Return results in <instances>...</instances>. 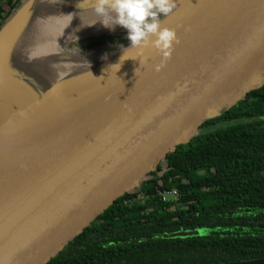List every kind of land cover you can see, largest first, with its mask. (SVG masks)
<instances>
[{"label":"water","instance_id":"1","mask_svg":"<svg viewBox=\"0 0 264 264\" xmlns=\"http://www.w3.org/2000/svg\"><path fill=\"white\" fill-rule=\"evenodd\" d=\"M174 1L160 19L179 43L160 71L155 48L129 44L0 134V264H46L204 121L264 84V0ZM94 4L74 3L80 12ZM12 22L0 29V51ZM68 44L62 52L78 60L106 53Z\"/></svg>","mask_w":264,"mask_h":264},{"label":"trees","instance_id":"2","mask_svg":"<svg viewBox=\"0 0 264 264\" xmlns=\"http://www.w3.org/2000/svg\"><path fill=\"white\" fill-rule=\"evenodd\" d=\"M22 0H0V29ZM163 15H161L162 17ZM160 17V18H161ZM127 36L73 45L108 54ZM176 189L175 200L158 194ZM142 195L143 198L134 199ZM209 229L192 235H175ZM264 258V84L207 119L46 264H216Z\"/></svg>","mask_w":264,"mask_h":264},{"label":"bare ground","instance_id":"3","mask_svg":"<svg viewBox=\"0 0 264 264\" xmlns=\"http://www.w3.org/2000/svg\"><path fill=\"white\" fill-rule=\"evenodd\" d=\"M50 6H37L28 15L23 29L12 30L11 27L16 26L14 21L9 25L12 36L18 34L8 49L0 51V66L7 64V70L0 75V134L15 126L42 99L52 96L69 78L104 63L99 61L78 71H66L70 54L63 53L59 44L94 31V27H87L80 21V17L91 14L80 16L81 8L66 1ZM97 24L101 27L100 22ZM32 47L44 48L46 52L40 56L34 52L35 48L30 53ZM46 54L48 59L44 60ZM15 57L21 60L9 66Z\"/></svg>","mask_w":264,"mask_h":264},{"label":"clouds","instance_id":"4","mask_svg":"<svg viewBox=\"0 0 264 264\" xmlns=\"http://www.w3.org/2000/svg\"><path fill=\"white\" fill-rule=\"evenodd\" d=\"M176 7L174 0H95L94 12L104 27L119 25L127 29L131 47L155 48L162 59L154 69L160 71L171 58L173 43H179L175 29L161 27L160 17H167Z\"/></svg>","mask_w":264,"mask_h":264},{"label":"rangeland","instance_id":"5","mask_svg":"<svg viewBox=\"0 0 264 264\" xmlns=\"http://www.w3.org/2000/svg\"><path fill=\"white\" fill-rule=\"evenodd\" d=\"M61 1H66V2H70L71 4L76 3L79 0H22V4L21 6L5 21L4 25H8L9 22L14 21L15 20V24L16 26H12L11 29L12 30H20L23 29L24 23L28 17V15L37 8V6H42L43 8H49L51 7L50 5L54 4H58ZM176 3V1H174ZM82 13V14H81ZM79 15H89V14H95L94 12V8H90L88 10H84L83 12H78ZM77 14V15H78ZM96 15V14H95ZM78 18V17H77ZM76 18V20H77ZM80 19L82 20L83 18L80 17ZM100 19V17H98L97 15L95 17H85V20H87L88 23H85V26L87 27H94V31L90 32V33H85V34H80L77 35L76 37H72L75 38L73 41L68 42V43H75L77 41H84L89 37H113V36H127V29L123 28L122 26L116 25L113 28H106L101 24V27L98 26V20ZM95 23V24H94ZM3 25V26H4ZM10 31V28L8 30V32ZM18 34V32L15 33L14 36H12V33H6L2 35V37H4L5 39V46L4 49H8L11 44L14 42V39L17 37L16 35ZM89 35V36H88ZM68 40L61 42L59 45L61 48V51L67 50V47L69 46V44L67 43ZM36 47H32L30 49V53L35 49ZM43 50V51H42ZM69 51V50H68ZM34 52H36L38 55L42 56L45 54L46 50L44 48H40L37 47ZM65 53V52H64ZM73 53V52H72ZM70 54L71 58H69L70 60L68 61V63L65 65V69L67 72H69L70 70L74 69L75 71H78L79 69H83L85 68L87 65L89 64H94V63H98L99 61H105V60H110V58L112 56H110L108 53H103V52H99V53H92L91 56H88V59H81L78 60V57H76V55H79L77 53ZM69 54V53H67ZM0 56H1V52H0ZM16 59H11V63L9 66H12L13 64H16L19 60H21L18 57H15ZM47 54L44 57V60H47ZM13 60V61H12ZM1 61V58H0ZM7 70V64L4 66L1 65L0 66V75L4 74L5 71ZM1 78V77H0ZM57 92H55L56 94ZM202 233L205 234L207 232H209V229L207 228H202L197 230V233Z\"/></svg>","mask_w":264,"mask_h":264},{"label":"built area","instance_id":"6","mask_svg":"<svg viewBox=\"0 0 264 264\" xmlns=\"http://www.w3.org/2000/svg\"><path fill=\"white\" fill-rule=\"evenodd\" d=\"M177 194L178 193H177L176 189H170V190L162 191L161 193L158 194V197L163 201L175 200L177 197ZM139 198H143V196L138 195V196L134 197V199H139Z\"/></svg>","mask_w":264,"mask_h":264}]
</instances>
